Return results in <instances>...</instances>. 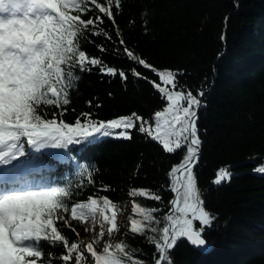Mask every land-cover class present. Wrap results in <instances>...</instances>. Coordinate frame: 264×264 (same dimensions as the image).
I'll return each mask as SVG.
<instances>
[{
	"label": "snow or ice",
	"instance_id": "obj_1",
	"mask_svg": "<svg viewBox=\"0 0 264 264\" xmlns=\"http://www.w3.org/2000/svg\"><path fill=\"white\" fill-rule=\"evenodd\" d=\"M122 3L0 0V166H7L0 169V264H149L143 250L127 242L129 235L142 237L154 248L151 264H173L170 253L182 239L197 247L207 245L204 233L215 215L205 208V193L194 172L203 144L197 121L205 92L200 88L194 94L180 83L183 72L157 70L126 46L116 24ZM105 21L116 29L115 38ZM93 37L112 44L96 45L99 51L126 57L157 77L149 80L130 69L133 78L151 84L166 102L155 112L154 126L136 113L107 121L94 119L92 113H82L71 123L63 119L71 94L78 91L80 74L96 72L128 82L123 69L89 54L86 45L95 44ZM87 103L92 106V101ZM132 129L159 142L167 153L183 150L181 162L168 172L173 198L162 215H157L159 208L133 201V215L120 219L124 208L108 195H99L110 191L104 185L86 200L74 199L95 183V169L81 166L73 182L49 175L54 169L40 160L42 149L67 150L62 159H71L70 145L130 140ZM255 171L264 173V165ZM232 175L221 167L212 184L230 182ZM128 194L164 203L159 191L132 188ZM74 224L83 226L87 241ZM66 230L76 239L70 240ZM47 247L65 251L55 256Z\"/></svg>",
	"mask_w": 264,
	"mask_h": 264
},
{
	"label": "trees",
	"instance_id": "obj_2",
	"mask_svg": "<svg viewBox=\"0 0 264 264\" xmlns=\"http://www.w3.org/2000/svg\"><path fill=\"white\" fill-rule=\"evenodd\" d=\"M116 24L119 36L136 55L157 70L183 72L181 84L194 94L200 88L205 92L197 121L203 144L194 172L205 193V208L215 215L213 226L204 233L211 248L200 251L182 239L170 253L173 264H264V173L255 171L264 165V0H123ZM105 26L115 38L116 29L107 21ZM92 39L95 44L86 45L89 54L123 69L128 82L96 72L80 74L78 91L71 94L63 119L71 123L82 113H92L94 119L107 121L136 113L154 122L155 112L166 102L151 84L133 78L130 69L149 80L157 77L126 57L99 51L96 45L112 44L102 37ZM131 132L130 140L106 138L89 147L70 145L71 159H62L67 150L48 155L42 149L40 160L54 169L49 175L73 182L81 166L95 169V183L74 199L86 200L104 185L110 191L99 195H108L124 209L129 206L127 216L133 215V201L159 208L157 215H162L173 198L167 188L168 172L181 162L183 150L167 153L150 136L136 129ZM221 167L229 168L232 179L215 186L212 180ZM132 188L159 191L164 203L130 197ZM74 226L80 238L88 235L83 226ZM66 232L70 240L76 239L70 230ZM127 242L143 250L142 258L151 264L152 246L140 236L129 235ZM46 251L59 256L65 250L47 247Z\"/></svg>",
	"mask_w": 264,
	"mask_h": 264
},
{
	"label": "rangeland",
	"instance_id": "obj_3",
	"mask_svg": "<svg viewBox=\"0 0 264 264\" xmlns=\"http://www.w3.org/2000/svg\"><path fill=\"white\" fill-rule=\"evenodd\" d=\"M141 117H142V116H141ZM143 118H144V120H146V121L152 123L153 126L155 125V120H154V122H153V121H150V119H148V118H145V117H143ZM138 125H139V124H138ZM47 150H48L49 152H60V149H47ZM20 160L22 161L23 158H20ZM6 167H7V166H0L1 169L6 168ZM128 210H129V206H128L127 208L124 209V213H123V215L120 217V219H125V220H126V219L128 218V217H127ZM88 238H89V234H88L87 236H85L84 238H81V239H84L85 241H87ZM116 239L118 240V236L116 237Z\"/></svg>",
	"mask_w": 264,
	"mask_h": 264
},
{
	"label": "water",
	"instance_id": "obj_4",
	"mask_svg": "<svg viewBox=\"0 0 264 264\" xmlns=\"http://www.w3.org/2000/svg\"><path fill=\"white\" fill-rule=\"evenodd\" d=\"M201 150H202V148H201ZM193 247L197 248L200 251H208L211 248V245L209 243H207L206 247H203V248L202 247H197V246H193Z\"/></svg>",
	"mask_w": 264,
	"mask_h": 264
},
{
	"label": "bare ground",
	"instance_id": "obj_5",
	"mask_svg": "<svg viewBox=\"0 0 264 264\" xmlns=\"http://www.w3.org/2000/svg\"><path fill=\"white\" fill-rule=\"evenodd\" d=\"M128 219V218H127Z\"/></svg>",
	"mask_w": 264,
	"mask_h": 264
}]
</instances>
